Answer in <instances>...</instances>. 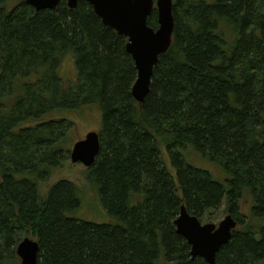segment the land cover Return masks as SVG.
Here are the masks:
<instances>
[{
    "label": "trees",
    "instance_id": "obj_1",
    "mask_svg": "<svg viewBox=\"0 0 264 264\" xmlns=\"http://www.w3.org/2000/svg\"><path fill=\"white\" fill-rule=\"evenodd\" d=\"M91 9L0 0V260L32 232L36 264H207L176 234L184 206L201 222L236 221L216 264H264V0H173L172 42L142 103L127 38ZM147 20L157 27L156 12ZM65 57L74 81L59 73ZM91 109L100 150L85 171L115 224L74 218L70 181L39 192L69 160L74 122L58 116Z\"/></svg>",
    "mask_w": 264,
    "mask_h": 264
},
{
    "label": "water",
    "instance_id": "obj_2",
    "mask_svg": "<svg viewBox=\"0 0 264 264\" xmlns=\"http://www.w3.org/2000/svg\"><path fill=\"white\" fill-rule=\"evenodd\" d=\"M62 1L70 10H74L78 2H86L104 26L127 38L125 49L132 58L137 73L131 95L135 101L142 103L149 92L153 69L172 42V0H26V4L36 11H53ZM154 8L158 16L156 31L147 26L146 20ZM86 134L84 140L71 146L69 160L72 164L90 168L99 153L100 141L98 133ZM176 217V234L187 242L191 258L199 257L207 264H216V254L230 241L237 225L232 216L225 215L217 226L211 223L201 224L181 206ZM37 253V243L27 239L18 247L22 264H36Z\"/></svg>",
    "mask_w": 264,
    "mask_h": 264
},
{
    "label": "rangeland",
    "instance_id": "obj_3",
    "mask_svg": "<svg viewBox=\"0 0 264 264\" xmlns=\"http://www.w3.org/2000/svg\"><path fill=\"white\" fill-rule=\"evenodd\" d=\"M207 4L214 3L215 0H200ZM70 57H65L60 68L61 77L65 81H74L76 78V68L74 61ZM67 116L74 122L70 133V141L68 143L71 149L74 143L84 140L86 133L96 132L100 130V115L97 109L85 110L83 114H69L59 115L58 117ZM186 162L192 167L205 170L209 172L216 180H221L224 177L221 171L215 169L208 161L200 158L198 155L189 154ZM81 164H72L70 160H66L62 165L54 170L48 179V182L42 183L39 186L40 195H46L48 189L58 181L66 180L76 185L78 189V197L80 199V206L74 218L79 221L94 223V224H115V220L111 218L102 205L98 186L91 180V177L86 175V170ZM86 175V176H85ZM248 212V205L242 202L241 214L246 218ZM225 215L220 211L214 220L202 221L203 224L211 223L217 226L223 220Z\"/></svg>",
    "mask_w": 264,
    "mask_h": 264
},
{
    "label": "flooded vegetation",
    "instance_id": "obj_4",
    "mask_svg": "<svg viewBox=\"0 0 264 264\" xmlns=\"http://www.w3.org/2000/svg\"><path fill=\"white\" fill-rule=\"evenodd\" d=\"M154 2H156V0H154ZM172 3H173V0H172ZM172 9H173V5H172ZM156 12V22H157V27L154 29V28H151L149 27L148 23H147V26L151 29H153L154 31H156L158 29V16H157V10L156 8L153 9V12L152 14L147 18L149 19L153 13ZM172 16H173V12H172ZM146 19V20H147ZM173 19V18H172ZM174 20V19H173ZM148 21V20H147ZM127 44V43H126ZM201 222V221H200ZM201 224H203L201 222ZM29 240L31 242H34V243H37V240H36V237L33 236L32 232H30L29 234H26L25 236L24 235H21L20 238L16 239L12 245L10 246V248H8L10 251L8 253V256H4L1 260H0V264H22V260L21 258L18 256V247L23 243L24 240ZM38 246V244H37ZM38 250H39V247H38ZM36 262H37V259H36Z\"/></svg>",
    "mask_w": 264,
    "mask_h": 264
}]
</instances>
